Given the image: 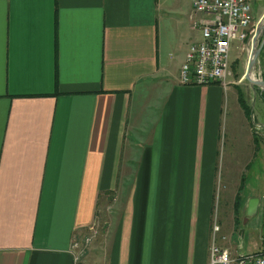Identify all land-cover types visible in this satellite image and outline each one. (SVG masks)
<instances>
[{
  "label": "crops",
  "instance_id": "obj_1",
  "mask_svg": "<svg viewBox=\"0 0 264 264\" xmlns=\"http://www.w3.org/2000/svg\"><path fill=\"white\" fill-rule=\"evenodd\" d=\"M191 11L0 0V264H207L218 167L239 195L255 137L221 158L240 85L179 82Z\"/></svg>",
  "mask_w": 264,
  "mask_h": 264
},
{
  "label": "rangeland",
  "instance_id": "obj_2",
  "mask_svg": "<svg viewBox=\"0 0 264 264\" xmlns=\"http://www.w3.org/2000/svg\"><path fill=\"white\" fill-rule=\"evenodd\" d=\"M248 1L253 21L258 24L264 14V0L260 1V5H257L255 0ZM244 42L245 40L242 42L234 38L230 43L228 53V66L231 71L228 81L232 80L240 86L227 87L230 99L224 107V118L226 116L227 121L224 129L226 144L225 149L221 150V158L226 157L222 152H227L228 139L230 136L233 138L235 134L241 137L239 139L240 142L242 141V148L246 155L247 147H249L247 145L249 142L248 126L251 138L254 135L253 137L256 136L257 140L253 138V148L249 142L251 162L248 169L243 172L244 178L238 197L235 196V193L239 185L241 171L228 170L229 165L227 164L218 167L214 187L213 218L221 226V230L217 232V242L221 238L233 255L264 250V90L243 77L250 52L241 49ZM251 72L255 78H263L264 59L261 60V56L258 57ZM239 93H241L242 99ZM234 197L240 202L237 211L233 210L232 206ZM249 197H258L259 203L257 211L251 216H246L245 206Z\"/></svg>",
  "mask_w": 264,
  "mask_h": 264
},
{
  "label": "built area",
  "instance_id": "obj_3",
  "mask_svg": "<svg viewBox=\"0 0 264 264\" xmlns=\"http://www.w3.org/2000/svg\"><path fill=\"white\" fill-rule=\"evenodd\" d=\"M198 12L204 15L196 23L202 39L187 49L178 80L181 84L206 85L217 82L226 85L231 75L228 66L231 41L237 38L243 42L257 27L249 1L192 0L191 14ZM244 48L242 43L241 49ZM218 230L219 226L213 223L207 264H264V250L233 255L227 247L218 245L215 242Z\"/></svg>",
  "mask_w": 264,
  "mask_h": 264
},
{
  "label": "water",
  "instance_id": "obj_4",
  "mask_svg": "<svg viewBox=\"0 0 264 264\" xmlns=\"http://www.w3.org/2000/svg\"><path fill=\"white\" fill-rule=\"evenodd\" d=\"M246 44L250 46L247 65L244 72V77L251 83L260 86L264 90V78H254L252 68L254 67L261 52L264 51V14L259 19L256 30L253 34H249L246 38ZM259 198L249 197L246 202V216L253 215L258 209Z\"/></svg>",
  "mask_w": 264,
  "mask_h": 264
},
{
  "label": "trees",
  "instance_id": "obj_5",
  "mask_svg": "<svg viewBox=\"0 0 264 264\" xmlns=\"http://www.w3.org/2000/svg\"><path fill=\"white\" fill-rule=\"evenodd\" d=\"M263 59H264V57H263ZM262 59V56H261V60H263ZM263 78H264V75H263ZM264 95V94H263ZM240 98H241V93H240ZM242 99V98H241ZM244 106V105H243ZM245 112H246V109H245ZM254 140H257V138H256V136H255V138H254ZM262 140V139H261ZM236 197H238V196H236ZM239 206H240V202H238L237 200H235L234 201V209H235V211H237V209L239 208Z\"/></svg>",
  "mask_w": 264,
  "mask_h": 264
},
{
  "label": "flooded vegetation",
  "instance_id": "obj_6",
  "mask_svg": "<svg viewBox=\"0 0 264 264\" xmlns=\"http://www.w3.org/2000/svg\"><path fill=\"white\" fill-rule=\"evenodd\" d=\"M260 1H262V0H255V2L257 3V5H260Z\"/></svg>",
  "mask_w": 264,
  "mask_h": 264
},
{
  "label": "bare ground",
  "instance_id": "obj_7",
  "mask_svg": "<svg viewBox=\"0 0 264 264\" xmlns=\"http://www.w3.org/2000/svg\"><path fill=\"white\" fill-rule=\"evenodd\" d=\"M253 75V74H252ZM254 77V76H253ZM255 78V77H254ZM256 79V78H255Z\"/></svg>",
  "mask_w": 264,
  "mask_h": 264
}]
</instances>
